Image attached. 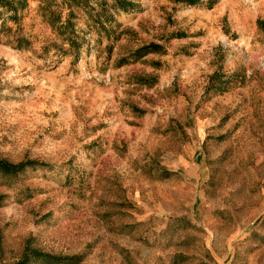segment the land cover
Returning <instances> with one entry per match:
<instances>
[{"label": "rangeland", "instance_id": "1", "mask_svg": "<svg viewBox=\"0 0 264 264\" xmlns=\"http://www.w3.org/2000/svg\"><path fill=\"white\" fill-rule=\"evenodd\" d=\"M6 1L0 264H264V0Z\"/></svg>", "mask_w": 264, "mask_h": 264}, {"label": "trees", "instance_id": "2", "mask_svg": "<svg viewBox=\"0 0 264 264\" xmlns=\"http://www.w3.org/2000/svg\"><path fill=\"white\" fill-rule=\"evenodd\" d=\"M116 2V4L119 6V8H121L123 11L125 12H129L132 10V8L135 7L134 4L125 1V0H114ZM22 3V1H21ZM0 4L2 6H7V7H11L12 4L10 3V1H6V0H0ZM71 14V13H70ZM70 16V15H69ZM70 25V21L69 18L66 20V23H63V25L60 27V29L62 30H67V28ZM73 44V46L75 45V42H71ZM138 52L140 53V57L145 56L149 51L148 47H143L140 50H138ZM36 165H43L42 162H39L37 160H25V161H21L18 163H11L7 160H3L0 159V171L4 172V173H17L20 171L25 170L27 167H35ZM35 256L37 259H42L45 260L46 262H48L49 264H52L53 262L57 261L59 264L63 263L64 261L67 262L68 264H77L80 262L81 257L80 256H75V257H67V258H58L56 256H51V255H47V254H43L41 252H34ZM66 263V264H67ZM20 264H25L24 262H21Z\"/></svg>", "mask_w": 264, "mask_h": 264}]
</instances>
